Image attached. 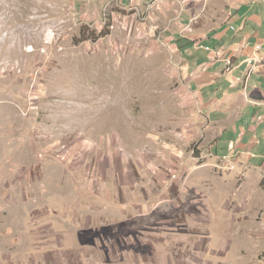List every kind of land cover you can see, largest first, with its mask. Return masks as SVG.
Instances as JSON below:
<instances>
[{"label":"rangeland","instance_id":"rangeland-1","mask_svg":"<svg viewBox=\"0 0 264 264\" xmlns=\"http://www.w3.org/2000/svg\"><path fill=\"white\" fill-rule=\"evenodd\" d=\"M215 5L0 0V264H264V167L202 141L179 47Z\"/></svg>","mask_w":264,"mask_h":264},{"label":"crops","instance_id":"crops-1","mask_svg":"<svg viewBox=\"0 0 264 264\" xmlns=\"http://www.w3.org/2000/svg\"><path fill=\"white\" fill-rule=\"evenodd\" d=\"M205 1L216 3L207 10L221 21L179 44L188 54L191 93L210 127L201 139L226 151L223 157L264 167V0Z\"/></svg>","mask_w":264,"mask_h":264},{"label":"built area","instance_id":"built-area-1","mask_svg":"<svg viewBox=\"0 0 264 264\" xmlns=\"http://www.w3.org/2000/svg\"><path fill=\"white\" fill-rule=\"evenodd\" d=\"M261 47V44H259V45H256V48L258 49V48H260Z\"/></svg>","mask_w":264,"mask_h":264},{"label":"bare ground","instance_id":"bare-ground-1","mask_svg":"<svg viewBox=\"0 0 264 264\" xmlns=\"http://www.w3.org/2000/svg\"><path fill=\"white\" fill-rule=\"evenodd\" d=\"M14 1H19V2H22L23 0H14Z\"/></svg>","mask_w":264,"mask_h":264},{"label":"trees","instance_id":"trees-1","mask_svg":"<svg viewBox=\"0 0 264 264\" xmlns=\"http://www.w3.org/2000/svg\"><path fill=\"white\" fill-rule=\"evenodd\" d=\"M94 39H95V37H94Z\"/></svg>","mask_w":264,"mask_h":264}]
</instances>
